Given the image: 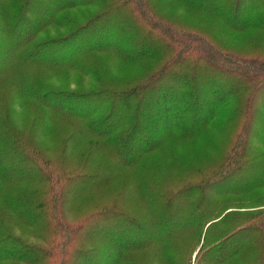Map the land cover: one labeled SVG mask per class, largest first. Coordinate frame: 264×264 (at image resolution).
Masks as SVG:
<instances>
[{"label":"rangeland","instance_id":"obj_1","mask_svg":"<svg viewBox=\"0 0 264 264\" xmlns=\"http://www.w3.org/2000/svg\"><path fill=\"white\" fill-rule=\"evenodd\" d=\"M31 1L15 17L14 2L0 0V219L7 234L30 248H19L15 240L7 244L5 235L0 251L23 256L16 264H113L125 246L135 244L121 252V264H264V29L244 24L254 0H132L121 12L97 18L86 41L78 48L66 45L71 50L59 61L57 45L70 37L56 48L36 44L43 46L68 28L56 32L45 21L53 0ZM117 1L79 0L58 9L57 16L87 20ZM257 11L264 25V5ZM154 20L164 27L154 26ZM169 46L177 52L167 53ZM199 48L223 64L250 65L254 91L235 90L243 77L235 70L203 71L208 62H195L202 56ZM150 79L152 90L136 109H141L134 123L139 136L128 142L120 134L88 130L109 111L111 102L101 95L83 103L101 104L90 117L57 106L73 99L70 92L56 95L58 85L89 92L130 89ZM172 88L184 99L164 102L181 120L187 110L185 129L205 113L196 130L183 129L184 136L175 132L176 123L162 127L149 113L157 101L151 98ZM28 149L42 163H19ZM124 158L127 164L121 163ZM85 160L100 167V177L71 182L61 176L56 195L54 185L43 186L50 172L72 170ZM189 183L197 189H190L188 203L161 197ZM77 224L81 228L74 229Z\"/></svg>","mask_w":264,"mask_h":264},{"label":"trees","instance_id":"obj_2","mask_svg":"<svg viewBox=\"0 0 264 264\" xmlns=\"http://www.w3.org/2000/svg\"><path fill=\"white\" fill-rule=\"evenodd\" d=\"M11 1L14 2L13 6L15 7V11H16L15 17H16L17 15L20 14L22 9L24 8L25 4H23L22 7H20V5L23 2H25V0H20V1L19 0H11ZM78 1L79 0H55V1L53 0L49 4V7L52 8L53 12L51 13V10L49 11V14H48L49 17H47V19H45V21H47L48 23L52 22V23H50V25L54 26V29L56 30V32L59 31L57 29L58 27H61V26L66 24V28H68L67 29L68 34L67 33L64 35L59 34L57 37L54 36L50 40L43 42V46H40L41 42H38L36 45H37V47H41L40 49H42V50L45 48H48V46L51 44H52L51 46L53 48H56V45H57L56 42L61 41V39H65V38L70 37L69 41H65V42L61 43L60 45H57V46H59V48L54 52V53H56L55 54L56 58L54 59L56 61L62 60L63 58L67 57L66 52L70 51L71 49H69L70 46H69V48L65 47L66 45H69L71 43L73 48H78V47H80V45H82V42L86 41L87 31L90 28H92L94 22L96 20H98L97 18H101L100 16L103 17V15H106V16L107 15L108 16L115 15L116 11H118V12L122 11V10H120L121 5L125 6V8H126L127 5L132 4L131 3L132 0H118L116 3L117 5L113 9L108 10V12H104V13L101 12L100 13L101 15H99V16H98V14H95L92 17H89L87 20H81V21H78V19H75V18L74 19L66 18V19H64L65 20L64 21L61 17L57 16V12L59 11L58 9H61L63 7L65 8L66 6L76 4ZM31 4H32L31 0L27 1V5L24 9H27V6L31 5ZM257 5H261L259 7H262L264 5V1L260 2L259 0H254V3L252 4L253 8L250 10L251 15L247 19H245L244 24L245 25L250 24L254 28L264 29V25H262L260 23L261 19H262L260 14L254 15L255 12H258L257 10L259 7H257ZM23 12H26V11H23ZM11 13L13 14L14 11H12ZM2 15H4V14H2ZM160 19H162V18H160ZM227 20L230 21L229 19H227ZM153 23H154V26H156V27L163 26V24H161V22L156 21V20H154ZM15 27H17L16 24L14 25V29H16ZM164 31H166V33H167V30H164ZM181 31H183V30H179L178 33H180ZM80 34H83V36L80 37ZM28 35H30L29 32H28ZM79 38L81 40H78ZM15 43L18 44L19 42H15ZM19 44L24 45V43H19ZM25 44H27L26 41H25ZM30 44H34V43H30ZM62 48L65 49L63 52H61ZM186 48L191 49L192 46L188 45V46H186ZM181 50L178 53H176L175 62H177V58L180 55ZM40 52H38V53H40ZM170 52L174 53L177 51H175L174 47L172 48L169 46V48L167 49V53H170ZM198 52H201L202 56L200 57V59L195 60V62L196 63H200L203 61L208 62L205 64L204 67H202L203 71L206 72V70L209 71V70L215 69V70H219L221 72H224V71L227 72V71H234L235 70L236 72L233 74L238 73V74L243 75L242 79L239 82L234 83V86H236L235 90H237V89L244 90L243 91L244 93L251 92L252 89L254 91V87H252L253 84L251 83L252 74H250V68H248V67H250V65H248V64L245 65L242 62L236 63L237 65H234V64L228 65L226 63L223 64V63H221V61H218V58L210 57L209 55H207L208 53H206V51H204L200 48H199ZM121 55L122 54L118 53L119 58H121ZM243 70H245L247 73ZM86 71H84L83 73L84 74L88 73L87 69H86ZM183 75L184 74L180 75L179 78L184 77ZM230 75L233 76L232 74H230ZM198 76H199V74L197 73L195 77L198 78ZM238 78H240V77H238ZM196 80L197 79L194 80L193 85H196V83H195ZM150 82H152L151 79L149 81H146L143 84L133 86L130 89L129 88H117V89L99 88V89L91 90L89 92H82V91L77 92L74 90L68 91V90H66V85H64V86L58 85V89L55 92L56 95H63V93H65V92H70L67 97H71L73 99H71V100L68 99L69 101H67L65 103H63V100H62L57 106H62L69 114L72 113L76 116H81V117H87L88 116V117H90V115L95 110L100 109L101 104L95 103L91 107V103H90L86 107V103L85 104H83V103L85 101H90V100H92V98H95V97L101 95L103 101L111 102V105L108 106L109 111H107L105 116H102V115L98 116L99 118H96V120L92 121V125H94L95 127L94 128L88 127V130L93 131V134H95V135H98V136L100 135V136H105V137L109 136L111 133L113 134L114 137H116L118 134H120V137H122L121 139L124 142H128L132 138H138L137 136H139L138 134L135 135L134 123L137 122L138 119H139L138 121H140L138 114L140 113L141 109H139V110H136V109L143 102V94L152 90V87H150L151 86ZM41 88H42V85H39V88L36 87V89H41ZM262 88L259 90V92L262 90ZM108 89L110 91H107ZM171 90L173 92L170 91L169 94H166V92H164V94H161L158 96H153L154 98H151V102L155 101V100H157V101L153 102V107L151 109L152 111L150 110L149 113L152 114L153 120H155L154 123L161 122L162 127H165V125H172L174 127V125L176 123L177 127H176L175 132L181 136H184V134H187V132L184 133L183 129H185V127L187 126L186 123H187L188 118H189V116L187 115V110H185V112L182 113L184 115V118L182 120H184L185 123L180 125L182 123V120L180 119L181 114L179 113V111L176 112V109H173L172 106H169V105L166 106L165 105V102H167V101H170V102L171 101H174V102L175 101H178V102L181 101L182 102V100L184 99L182 96L183 94H182V92H178V90L176 88H172ZM104 92H106V93H104ZM37 93H38V90H37ZM178 93H181V94H178ZM103 94H106L107 97H103ZM108 94L110 95L111 99L109 98ZM149 94H151V93L149 92ZM240 94H242V93H240ZM240 94H238V95H240ZM61 98L63 99L64 97H61ZM237 101H238V97H236L235 102H237ZM117 102H119V104ZM215 106L212 107V106L208 105V107H211V109L214 108ZM195 107L198 108L199 106L197 105ZM187 108H189V107H187ZM206 112H211V111H206ZM114 113H116V119L112 120L111 117H112V114H114ZM204 114L205 113L203 112L201 116H198V120H196V122L194 121L195 123L193 124V126L189 129L186 128L185 130L190 131L193 127H194L193 130H196L197 127L200 125V122L203 121ZM109 121H111V122H109ZM164 121L166 124H164ZM248 121L250 123L247 125V127L250 128L253 125V118L251 119L250 117H248ZM105 123H106V125H104ZM115 125L118 126V128H119L118 130L115 129ZM138 141L140 143H143L146 140L141 141L140 139H138ZM20 146H21V143H20ZM144 146L145 147H151L150 144L149 145L146 144ZM236 151H237V148H236ZM139 154H140V152L138 153V155ZM142 156H141L140 160L143 158ZM132 157H135V156L132 154ZM18 159H20L19 163L23 162V159H24L25 160V166H27L26 163H30V165L36 167L37 166L36 163L37 164H38V162L42 163V161L37 156H34V154L29 149H28V151H26V153L23 151V154L21 153L18 156ZM63 161H65V160L63 159ZM121 163L127 164L128 159L124 158L123 162L121 161ZM90 165H91V160H85L84 163H82L78 167L73 168L72 170H68V168L65 167V168H62L60 173L57 170H55V173L52 171V172H50V176L47 175L48 178L43 183V186L50 190V189H53V185H54L56 187V190H54L55 195H56L57 192H59V190L61 188L60 187V181H57L61 176H63L64 178L66 177L67 179H70L71 182L76 181V179L79 177L83 179L86 177V175H87V177H100V173H101L100 167H94V166L91 167ZM110 170L113 171L114 167H112ZM38 171H37L38 173L42 172L43 168H38ZM44 176H46V174L41 175L39 177V180L42 181ZM216 181H213L211 184L215 183ZM193 188L197 189V187H194V185H191V183H189L188 185L182 186L173 192L170 191L171 189L167 190L166 194L161 193V197L169 198V200L181 199L180 200L181 203H184V202L188 203L189 200L186 201V199L192 196L191 192H193V191H190V189H193ZM2 191H3V187H2ZM187 191H189V192H187ZM62 193L63 192H61V194ZM0 200H3L2 195H0ZM192 201H193V199L191 200V202ZM43 214H45L47 217L50 215L49 212L45 213V211L43 212ZM98 214L101 216V215H104L107 213L104 212L102 214V212H101ZM42 216L43 215H38V218L42 217ZM95 218H98V217L94 216L92 219H95ZM169 218H171V217H169ZM44 220H46V219H44ZM100 220H101V217L95 221H97V223H99ZM167 220L168 219H165V221H167ZM0 221H1L0 225L2 226V227H0V241H1V239H3V236L6 235L5 239L9 240L7 242V244H9L11 240H13V241L15 240L20 245L19 248L24 247L26 249H30L29 247L26 246V244L20 238H17L15 235L12 236L11 234L10 235L7 234L8 230L6 229L5 222L1 219H0ZM95 221H93V222H95ZM69 226H71V225L68 224L67 227H69ZM73 228L79 229V228H81V226H80V224H77V226H74ZM74 229H73V231H74ZM166 232L167 231H165L164 234H166ZM127 247H129V248H127ZM125 248H127V249H125ZM125 248L122 249V251L124 250L123 254H126L127 252L131 251L132 249H135V244L125 246ZM121 252L116 257L119 259H116L113 264H121V257H120ZM37 254H40V253L37 252ZM22 257L23 256L18 254L13 249L9 250L7 248V250H5V251H2V250L0 251V264H16L19 262L20 259H22Z\"/></svg>","mask_w":264,"mask_h":264}]
</instances>
